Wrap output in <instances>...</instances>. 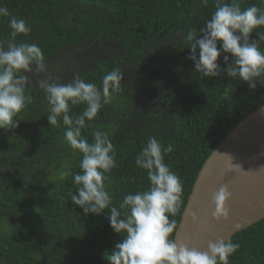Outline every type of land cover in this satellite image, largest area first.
<instances>
[{
    "label": "trees",
    "instance_id": "trees-1",
    "mask_svg": "<svg viewBox=\"0 0 264 264\" xmlns=\"http://www.w3.org/2000/svg\"><path fill=\"white\" fill-rule=\"evenodd\" d=\"M253 4L264 7L262 0H241L242 8ZM0 6L28 23L30 33L15 42L39 45L58 82L78 74L99 85L120 68L123 90L82 135L91 142L95 130L110 133L116 166L105 183L114 203L148 187L145 171L135 165L148 137L169 149L165 163L183 184L180 211L170 217L178 228L206 159L238 122L264 105L259 80L253 90L227 74L202 77L188 59L183 36L210 19L215 0L207 7L201 0H0ZM10 33L9 18L0 16L5 46ZM250 39H258L255 32ZM224 55L217 61L222 68ZM36 79L26 88L31 103L15 117L18 127L0 129V264H108L120 236L105 215L85 216L72 203L76 186L60 172L65 166L79 172L82 154L65 141L62 123L49 125ZM84 107L74 106L70 115ZM230 239L240 245L230 264H264V218Z\"/></svg>",
    "mask_w": 264,
    "mask_h": 264
},
{
    "label": "clouds",
    "instance_id": "clouds-1",
    "mask_svg": "<svg viewBox=\"0 0 264 264\" xmlns=\"http://www.w3.org/2000/svg\"><path fill=\"white\" fill-rule=\"evenodd\" d=\"M208 2L201 0L205 7ZM0 16L9 18L11 29V39L6 46L5 41L0 40V129L18 127L15 117L31 103L26 88L36 77L35 83L43 90L48 104L49 125L55 127L62 123L65 141L74 152L82 154L79 172L71 173L68 166L60 172L61 179L71 175L76 186V192L69 193L72 203L81 208L85 216L89 213L105 215L110 227L120 236V241L107 255L108 264H230L229 257L240 247L230 238L209 241L206 251L177 244V222L170 217L180 211L183 184L165 163L169 149L155 136L148 137L135 157L136 167L146 173L148 187L128 192L114 203L105 183L107 174L116 166L110 133L95 130L89 142L82 130L90 127L88 122L123 90L124 74L120 68L108 71L99 85L85 82L78 74L69 83L58 82L50 73L39 45L15 42L19 35L30 33L28 23L11 15L4 6H0ZM261 27H264V7L253 4L242 8L241 0H215V11L210 19L198 30L193 28L183 36L190 48L188 59L202 77L227 74L232 79L247 82L253 90L257 80L264 86V51L260 49L264 32H256ZM253 32L258 39H250ZM222 53L225 68L217 62ZM78 105H85L83 111L70 115L72 108ZM230 198L231 193L225 186L213 194L215 220L228 219L226 204ZM191 218L197 220L195 214Z\"/></svg>",
    "mask_w": 264,
    "mask_h": 264
},
{
    "label": "water",
    "instance_id": "water-1",
    "mask_svg": "<svg viewBox=\"0 0 264 264\" xmlns=\"http://www.w3.org/2000/svg\"><path fill=\"white\" fill-rule=\"evenodd\" d=\"M221 186L231 198L227 220H215L212 196ZM192 214L197 217L192 220ZM264 218V105L238 122L200 169L178 225L177 244L206 251Z\"/></svg>",
    "mask_w": 264,
    "mask_h": 264
}]
</instances>
